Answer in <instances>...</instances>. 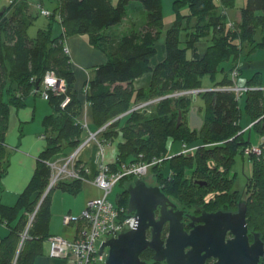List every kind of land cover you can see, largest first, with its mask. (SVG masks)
<instances>
[{
    "label": "trees",
    "instance_id": "1",
    "mask_svg": "<svg viewBox=\"0 0 264 264\" xmlns=\"http://www.w3.org/2000/svg\"><path fill=\"white\" fill-rule=\"evenodd\" d=\"M34 2L36 13L32 0H3L0 5V180L8 164L4 134L10 107H23L29 95L40 96L46 72L63 79L65 91L49 92L52 112L44 119L47 145L31 179L14 204H0V223L6 228L0 234V264H33L41 253V242L50 236L52 189L70 194L81 189V178L61 180L42 198L51 174L47 162L58 153L75 149L87 137L78 121L82 103L74 90L71 58L63 52L67 47L64 36L70 34L86 33L91 44L106 56L85 83L84 96L93 123L102 127L99 142L118 139L116 159L107 163L110 170L117 171L122 163L161 159L151 169L165 195L212 210L222 205L232 209L242 199L247 205L249 229L259 232L264 242V138L261 153L248 154L251 170L242 189L237 190V172L233 171L235 155L243 157V149L250 143L239 124L243 112L252 119V127L264 135V71L245 81L247 90L241 96L202 86L208 76L214 86L229 87L233 84L232 71L240 72L238 59L264 47V0H245L239 19L234 20L228 18V12L236 0H173L175 19L166 29L161 0H59L52 10L44 7V0ZM131 2L139 3L141 13H129ZM42 9L49 10V15ZM40 15L50 21L29 35ZM54 21L63 30L55 36L51 34ZM129 21L136 25L123 33L121 29L111 31ZM258 30L260 38H256ZM163 33L165 57L152 67L150 59ZM199 42H206L203 52L198 50ZM228 59L233 60L229 70L222 66ZM147 72L151 73L149 86L136 88L135 79ZM218 73L222 76L217 79ZM210 88L214 90H207ZM192 90L199 92L172 95ZM65 96L70 100L62 107ZM145 97L152 101L151 107L131 110L137 99ZM195 100L204 121L200 130H191L188 125ZM171 141L195 145L194 155L168 153ZM79 164L77 161L86 178L84 165ZM193 178L204 180L206 185H194ZM130 179L125 176L120 182L125 185ZM212 194L206 202L207 195ZM119 196L126 205L128 195L122 191ZM141 257L149 260V252L144 250Z\"/></svg>",
    "mask_w": 264,
    "mask_h": 264
},
{
    "label": "crops",
    "instance_id": "2",
    "mask_svg": "<svg viewBox=\"0 0 264 264\" xmlns=\"http://www.w3.org/2000/svg\"><path fill=\"white\" fill-rule=\"evenodd\" d=\"M111 1L112 3H116L114 2L115 0ZM161 1L163 3V0ZM58 3L59 0H44L43 5L45 8L52 10V8L57 6ZM46 4L51 5L52 8L46 6ZM129 7L130 9L138 8L141 10V7L137 2H131ZM239 16L240 15L237 16L236 13V15L231 18L234 20L238 19ZM121 26L122 24H118L113 27L112 30L121 29V33H123L128 29L127 27L121 28ZM52 27L58 29V25H53ZM64 38L65 46L69 48L72 62L71 65L75 74L74 90L82 103V112L78 121L82 124L87 133V137H85V140L82 142L84 145L78 152L77 161L86 167L87 176L85 179L81 180V189L76 197L68 196L66 197V200L65 198H62L58 201L59 199L56 200L54 196H51V217L49 220L48 232L49 235H62L66 238H72L77 226L80 224L77 220H73L68 225H64L63 218L66 215L78 216L88 199L97 197L102 193L101 189L93 183V177L96 174L99 164H107L115 161L118 151V139L107 141L105 144L99 142L98 132L102 127H97L93 123L91 107L86 101L82 91L85 87V83L94 76V68L96 65L106 61L105 54L91 44L90 37L86 33L70 34L64 36ZM161 43V45L159 44V49L158 46H156L158 52H156V54L158 55L150 60L151 66H154L165 57V45L162 41ZM197 46L198 50L203 52L206 48V42H199L197 43ZM245 57L247 58L244 59L243 56H241L238 59L240 64V72L238 76L243 74L245 80L242 83H239V80L236 78L233 80L242 86L245 85V81L255 72L260 71L263 73L264 71V52H259L258 57H254L253 55L252 58L250 55ZM150 80L151 73L147 72L141 77L135 79L134 86L136 88H145L149 85ZM212 87L220 88V86L214 85ZM241 101L243 102V98ZM25 102V105L20 108L11 106L8 114L7 128L4 134V142L8 152V164L6 173L0 180V204L4 205H12L15 203L18 195L24 190L31 179L38 163V157L47 145V141L44 137L46 131L44 119L52 112L51 103L48 99H44L39 95H29L26 97ZM194 105L199 109L198 101L195 100ZM244 113L245 112H243V114ZM243 114L239 120V124L243 128V136L246 139H249L250 143L253 145L260 144L264 135L252 127L253 121L250 116L245 113L247 116L243 117ZM247 131L249 133L246 136L245 133ZM253 134L255 138H253ZM91 135H94L95 138H91ZM59 189L57 191H59ZM60 194L63 196L64 194L67 195L70 193L62 190ZM4 232H6V228L3 223H0V234L2 235ZM49 246L48 238L41 242V253L35 257L33 264H65L62 259L51 257L49 255Z\"/></svg>",
    "mask_w": 264,
    "mask_h": 264
},
{
    "label": "water",
    "instance_id": "3",
    "mask_svg": "<svg viewBox=\"0 0 264 264\" xmlns=\"http://www.w3.org/2000/svg\"><path fill=\"white\" fill-rule=\"evenodd\" d=\"M203 122L198 107L192 106L188 113L190 129L200 130ZM51 188H46L42 198ZM123 191L128 193L127 213L134 214V224L129 227L125 223L117 236H108L101 242L98 253L106 249L103 264H148L141 259L146 248L153 251L154 262L165 261V264H203L208 257L216 259L213 264H263L264 242L259 232L249 231L246 203H239L236 212H202L196 217L200 224L187 233L181 222V211L174 210L175 204L159 185H148L143 177L136 178ZM166 223L167 234L163 238L162 229ZM148 229L150 238L147 237ZM228 232L232 237L226 238ZM188 246L189 250L185 251Z\"/></svg>",
    "mask_w": 264,
    "mask_h": 264
},
{
    "label": "built area",
    "instance_id": "4",
    "mask_svg": "<svg viewBox=\"0 0 264 264\" xmlns=\"http://www.w3.org/2000/svg\"><path fill=\"white\" fill-rule=\"evenodd\" d=\"M46 11L42 9L41 12L46 14ZM231 74L234 80L238 74L237 69L233 70ZM42 84L45 90L41 92L40 96L44 99L49 98L48 91L58 93L65 91L64 80L57 78L52 72H46L44 74ZM224 88L234 91L237 95L241 91L244 92L247 90L246 87L238 88L233 85ZM195 92L197 93L199 91H181L173 95ZM69 100V96H65L61 106L64 107ZM91 138H95L94 135H91ZM83 145L81 143L79 147L66 157L63 163H58L56 160H49L47 162L52 172L47 187H54L59 181L66 179V177L85 179L80 172L81 170L76 166L77 155ZM183 147L185 148L187 146L183 144ZM192 149H186L185 151ZM261 150V145H249L245 148V153L259 154ZM160 161L161 159L153 158L150 162L146 163H122L117 171H111L107 164H99L96 174L93 177V183L102 189L101 196L88 199L78 216H64V225H68L71 221L77 220L80 227L72 238H66L62 235H50L48 237L50 245L49 255L62 259L65 264H103L105 262L106 252L98 253L101 242L108 236H117L125 223L129 227H133L135 220V217L127 215L125 207L120 204H114L108 199L110 191L121 177L129 175H132L131 177H141L147 173L151 165L157 164ZM84 172L86 173L85 170ZM108 230L110 231L108 232Z\"/></svg>",
    "mask_w": 264,
    "mask_h": 264
},
{
    "label": "rangeland",
    "instance_id": "5",
    "mask_svg": "<svg viewBox=\"0 0 264 264\" xmlns=\"http://www.w3.org/2000/svg\"><path fill=\"white\" fill-rule=\"evenodd\" d=\"M165 1V2H164ZM114 2H117V0H115ZM162 2V1H161ZM172 2H173V0H163V3H162V12H163V22H164V29H166V28H168L169 26H171V24H172V22H173V20L175 19V12H174V10H173V5H172ZM244 2H245V0H236V4H235V7L234 8H232V9H230V8H228V9H230L229 10V12H228V18L230 19L231 17H234L235 15H236V13H237V16L238 15H240V10H239V8L244 4ZM32 3L34 4L35 2H34V0H32ZM3 4V0H1L0 1V5H2ZM34 6V5H33ZM46 6H48V7H51L52 8V6L51 5H48V4H46ZM37 7L36 6H34V7H32V11L34 12V13H36V11H37ZM227 9V10H228ZM48 11V12H47ZM45 13L46 14H44V15H49V10H47ZM184 12V11H183ZM129 13H131V14H134V15H137V14H139V13H141L140 12V9H138V8H132V9H130V11H129ZM239 19V18H238ZM50 20H49V18L48 17H46V16H42V15H40V16H37V18L34 20V24L32 25V27L28 30V33H29V35H35L36 34V31H37V29L38 28H41V27H44L46 24H47V22H49ZM126 24V25H125ZM125 24H123L122 26H121V28H132L133 26H135L136 25V23H130V21H129V23H125ZM53 25H58V29H55V28H53L52 26ZM51 29H52V35L53 36H55V35H58L59 33H61V25L58 23V22H56V21H54L53 23H52V25H51ZM112 32L114 31V30H111ZM163 35H164V33L161 35V37H159V42L157 43V46H158V49H159V44L161 45L162 43H161V41L163 42ZM261 37V33H260V31L258 30L257 31V33H256V38H260ZM156 52H157V50H156ZM255 52V53H254ZM259 52H264V47H258L256 50H254L252 53H254V54H250V57L252 58V55L254 56V57H258V54H259ZM158 53V52H157ZM157 55L158 54H156L155 53V55H153L152 57H151V59L152 58H155V57H157ZM244 59H246L247 57H243ZM150 59V60H151ZM232 62H233V60L232 59H228V60H225L224 62H222V66L225 68V69H230V67L232 66ZM153 67V66H152ZM244 74H245V72H244ZM246 74H247V72H246ZM222 76V73L220 74V73H218L217 74V79L218 78H220ZM236 79H238L239 80V83H242L244 80H245V78H244V75L243 74H240L238 77H236ZM150 84V83H149ZM214 85V82L213 81H211L210 79H209V77L208 76H205L204 78H203V81H202V86H204V87H206V86H208V87H212ZM238 85V84H237ZM149 86V85H148ZM148 86H146L145 88H147ZM239 86V85H238ZM83 91V93H85V88L82 90ZM232 92H234V91H232ZM197 93L195 92V95H196ZM173 95V94H172ZM172 95H170V96H172ZM70 98V97H69ZM137 102H135L134 104H133V106H132V108H131V110H136V109H140V108H142V107H147V108H149V107H151V105H150V103H152V101H146V97L144 98V99H137L136 100ZM240 103H242V101L240 102ZM247 115L244 113L243 114V117H246ZM256 122V121H255ZM252 124H253V122H252ZM243 131V130H242ZM253 133H255L253 130H251ZM248 131L245 133V135L247 136L248 135ZM86 137V136H85ZM253 138H255L254 137V134H253ZM114 143H115V141H114ZM170 143H171V145H170ZM169 143V145H170V149H169V151H168V153H170V154H172V155H174V154H178V153H183V154H190V155H194V152H195V150H196V147H195V145L194 146H187V147H183V144L181 143V142H179V141H171ZM249 145H253V144H251V143H249V144H247L245 147H244V149H243V153H245V148L246 147H248ZM258 145H260V144H258ZM190 148H193L192 150H190V151H185L186 149H190ZM66 153H69V150H66ZM63 155V154H62ZM68 155V154H67ZM66 155V156H67ZM57 156H61V153L59 154H56V155H54L53 156V160H55L56 158H57ZM153 165H151V167H152ZM151 167L148 169V172H147V174L146 175H144L143 177H144V179H145V181H146V183L147 184H155L156 182H157V176H155V173L153 172V170L151 169ZM250 170H251V166H250V160H249V158H248V154L247 153H245L244 154V156L243 157H241L240 156V154H237V155H235V162H234V164H233V171H235V172H237V174H236V186L238 187H243V185L245 184V182H246V179H247V177L249 176V174H250ZM158 183V182H157ZM47 186H48V183H47ZM55 189V190H54ZM59 188H53L52 189V191H51V194H50V201H51V196H54V198L57 200V199H59L58 201H60L62 198H65V200L67 199L66 197H68V196H70V197H76L79 193H76V194H64L63 196H62V194H60V192L62 191L61 189H59V191H57ZM123 189H125L124 188V185L121 183V182H118V183H116V185L113 187V189L110 191V193H109V195H108V199L110 200V201H112L114 204H120L121 206H123V207H125V209H126V211H127V204L126 205H122L121 204V202H120V200H119V195H120V193L123 191ZM56 191V192H55ZM54 192V193H53ZM80 192V191H79ZM128 203V202H127ZM81 213V212H80ZM79 213V214H80Z\"/></svg>",
    "mask_w": 264,
    "mask_h": 264
},
{
    "label": "flooded vegetation",
    "instance_id": "6",
    "mask_svg": "<svg viewBox=\"0 0 264 264\" xmlns=\"http://www.w3.org/2000/svg\"><path fill=\"white\" fill-rule=\"evenodd\" d=\"M198 181H200L202 183H199ZM192 183L194 185H206V182L204 180H200L198 178H193ZM148 185H154L155 186V185H159V184L156 182L155 184H148ZM239 188H241V187L238 186L237 190ZM124 192L128 195L127 191H124ZM241 195H243V194H241ZM212 196H213V194L212 195H207L206 202H208L212 198ZM169 198L175 204L174 210H180L181 211V216H182L181 217V222L183 223L184 231L187 232V233H190V231L194 228V226L200 224V221H198L196 219V217H199L202 214V212L205 211V212H209L210 213V212H215V211H218V210L236 212L237 209H238L239 203H241V202L245 203L244 200L239 199V200H237V203H236L235 207L232 208V209L224 208V205H222L223 206L222 208H218V209L212 210V209H207L206 207H203L200 204L191 206L189 203H180L178 200H176L174 198H171V197H169ZM158 215H159V208H157L155 210L156 219L158 218ZM249 231H251V230L249 229ZM162 233H163L162 236L164 238L166 236V234H167V223L163 226ZM147 237L148 238L151 237L150 229H148V231H147ZM230 237H232V235H231L230 232H228L226 234V238H230ZM249 240L252 242V235L251 234H249ZM189 248H190L189 246L186 247L185 251L189 250ZM145 250L149 252V258H148L149 260L146 261L145 259H143L141 257L142 260L146 261L148 264H165V261L154 262L153 259H152L153 251L150 250L149 248H146ZM141 256H142V254H141ZM215 260L216 259L213 258V257H208V258H206L204 260L203 264H213Z\"/></svg>",
    "mask_w": 264,
    "mask_h": 264
},
{
    "label": "bare ground",
    "instance_id": "7",
    "mask_svg": "<svg viewBox=\"0 0 264 264\" xmlns=\"http://www.w3.org/2000/svg\"><path fill=\"white\" fill-rule=\"evenodd\" d=\"M63 52L65 53V54H68V55H70V52H69V48L68 47H64L63 48ZM42 82H43V80H42ZM238 83H236L235 81H233V86H235V87H238V88H243L244 86H242V85H237ZM44 87V86H43ZM45 90V89H44ZM48 92H53V91H48ZM54 93H58V92H54ZM243 94V92L241 91L238 95L239 96H241ZM63 101V100H62ZM62 103V102H61ZM90 139V138H89ZM75 149H73V150H69V153H66V151L65 152H63V155L61 154V156H57V158L55 159L58 163H63L64 161H65V159H66V157L67 156H69L73 151H74ZM68 154V155H67ZM67 155V156H66ZM79 165H81V164H79ZM83 166V165H82ZM83 169L84 170H87L86 169V167L84 166L83 167ZM51 170V169H50ZM148 172V171H147ZM86 173H87V171H86ZM147 174V173H146ZM145 174V175H146ZM51 175H52V172H51V174H50V177H51ZM132 175H129V177H131ZM144 176V175H143ZM143 176H141V177H131V179L124 185V188H126V186L128 185V184H130L134 179H136V178H142ZM50 177H49V179H50ZM125 177V176H124ZM122 178V177H121ZM144 178V177H143ZM68 179H72V178H70V177H66V180H68ZM121 181V179L118 181V182H120ZM99 189H101V188H99ZM101 192H102V189H101ZM44 194V193H43ZM102 194V193H101ZM101 194L100 195H98L97 197H99V196H101ZM44 198V197H43ZM127 215L128 216H134V214L133 213H127ZM79 227H80V225H78L77 226V228H76V230H75V233L78 231V229H79ZM75 235V234H74ZM105 252H106V249L104 250Z\"/></svg>",
    "mask_w": 264,
    "mask_h": 264
},
{
    "label": "clouds",
    "instance_id": "8",
    "mask_svg": "<svg viewBox=\"0 0 264 264\" xmlns=\"http://www.w3.org/2000/svg\"><path fill=\"white\" fill-rule=\"evenodd\" d=\"M239 65H240V64H239ZM236 77H237V76H236ZM236 77H235V78H236ZM235 78H234V79H235Z\"/></svg>",
    "mask_w": 264,
    "mask_h": 264
}]
</instances>
